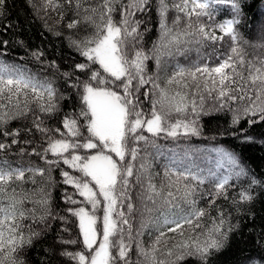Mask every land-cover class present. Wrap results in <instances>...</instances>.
Instances as JSON below:
<instances>
[{
	"label": "snow or ice",
	"instance_id": "snow-or-ice-1",
	"mask_svg": "<svg viewBox=\"0 0 264 264\" xmlns=\"http://www.w3.org/2000/svg\"><path fill=\"white\" fill-rule=\"evenodd\" d=\"M5 3L6 0H0V15ZM65 5L76 17L67 23L68 29L81 24L93 29L83 40L71 41L85 58L74 68L87 76L83 81L76 77L71 85L78 89L81 105L78 112L59 113L56 101L65 97H58L52 81L37 79L22 66L0 61V135L12 138L10 144L0 142V151L17 145L22 132L27 135L35 131L47 139L41 151L36 147L31 153L26 148L19 150L21 157L28 154L44 159L46 168L31 161L13 164L0 159V200H8L0 203V264H24L18 254L23 247L31 246L40 233L30 230L25 235L22 221L30 217L42 222L51 216L47 188L53 168H59L61 163L78 173L60 171L62 184L72 185L82 198L78 202L66 192L65 200L70 205H87L67 209L78 221L82 239L61 243H80L82 250H65L61 256L76 264H185L189 260L193 264H208L209 257L225 246L228 233L237 226L231 224L230 214L220 211L211 217L207 208L198 207L197 190L208 181L212 189L208 195L228 199L229 189L234 187L230 181L247 176L248 172L234 152L223 149L219 151L233 167H239L238 171L205 174L202 169L169 156L162 166L161 183L157 184L155 177L160 173L153 171V164L165 155L157 143L162 134L173 139L178 138L181 130L184 135H199L197 120L188 119L189 113H195L198 119L201 113L219 111L239 102L241 106L229 107L233 125L239 124L243 117H250L247 121L250 125L258 122L257 117L264 122V55L246 59L247 54L238 42L241 38L234 26L239 23L236 16L241 14V0H99L95 5L90 0H63V3L43 0L42 7L47 12L49 8L56 11ZM219 5L229 7L235 15L213 25L203 23L202 18L215 19ZM150 9L158 15L159 28L151 56L140 47L144 32L139 29L144 20L137 18L138 13L150 16ZM172 12L175 15L170 18ZM65 15L60 12L61 19ZM212 28L219 29L221 35ZM219 41H224L227 51L213 47L217 62L209 66L207 60L212 55H201V49L208 47L209 42L215 45ZM193 50L197 57L191 60L188 53ZM181 55L186 63L175 62L165 86L157 82L158 74H147L148 60L154 59L160 69L167 65L166 57L174 59ZM63 76L70 77L72 72ZM148 84L152 85L153 98L146 114L140 97L149 96V92H141ZM205 94L221 101L219 107L206 110ZM31 105L41 113L58 114L64 131L43 126L38 117L30 129L6 130L11 121L26 117L33 110ZM173 114L181 118L173 119ZM53 131L60 138H53L50 135ZM243 142L255 141L245 134ZM23 143L33 144L34 140ZM49 153L55 159H46ZM29 182L35 187L23 190L21 195L12 187ZM260 183L252 178L248 187L241 186L231 203H251L252 186ZM9 188L11 197L7 195ZM25 202H31L33 208L25 209ZM209 205L214 206L215 200H210ZM38 211L42 213L40 216L35 214ZM54 218L67 222L65 216ZM134 219L138 221L135 228ZM176 235L183 239L176 240ZM145 236L150 243H145ZM245 261L264 264V246L255 257L248 256Z\"/></svg>",
	"mask_w": 264,
	"mask_h": 264
},
{
	"label": "trees",
	"instance_id": "trees-1",
	"mask_svg": "<svg viewBox=\"0 0 264 264\" xmlns=\"http://www.w3.org/2000/svg\"><path fill=\"white\" fill-rule=\"evenodd\" d=\"M90 2L95 5L99 0H90ZM170 2H179V0H170ZM61 3H63V0H61ZM32 5H35V8ZM42 5L43 0H6L3 14L0 15V61L22 66L29 75H34L37 79L52 81L54 87L58 90V97L60 95L65 97L64 99L58 98L56 101L59 113L78 112L81 107L77 96L78 89L73 88L71 85L76 81V77L83 81L87 79V76L74 68L76 63L85 62V58L80 55V52L72 45L71 41L83 40L92 34L93 29L86 24L68 29L67 23L76 17L68 11L67 5L56 11L49 8L47 12H45ZM36 9H39L38 13ZM217 9L213 21L202 18V22L206 25H213L235 15L225 5H219ZM61 11L66 13L63 19L60 17ZM149 11L151 12L150 16L146 13H138L137 18L144 20L139 29V31L144 32L140 47L151 56L150 50L154 42L158 41L159 28L156 11L154 9ZM81 15H83V12ZM173 15H175L174 12L170 13V18ZM236 19L239 23L234 27L241 38L238 42L247 54L246 59L254 55H264V0H241V14L236 16ZM180 27H183V23ZM145 28L148 29L147 32L144 31ZM211 30L215 31L217 35H221L219 29L212 28ZM225 40H228V37H225ZM4 41H7V43H3ZM213 47L218 48L221 52L227 51V45L224 41H219L215 45L209 42L208 47L201 49V55H212V58L207 60L209 66H214L217 62L215 54L212 53ZM33 53H38V58ZM188 57L194 60L197 53L193 50L188 53ZM165 59L167 65L160 69L157 68L154 59L146 62L148 65L147 74L150 76L158 74L160 79L157 82L162 87L165 86L167 76L173 71L175 62L186 63L183 55L176 56L174 59L172 57H166ZM65 72H72V76L64 77L63 73ZM145 91L149 92V96L144 97L141 95L140 99L142 102L141 107L147 114L151 109L153 98L151 94L152 85H145L141 92ZM188 91L191 97V89ZM195 98L199 103L198 97ZM21 100H23V97H21ZM220 103L221 101H216L213 97L205 94L204 107L206 110L218 108ZM238 106L241 105L236 102L221 108L219 111H211L207 114L201 113L198 119L195 113H189L187 115L188 119L197 120L199 135H184L181 130V134L176 139L167 138L163 134L157 138V143L162 146L165 153L153 164V171L160 173L155 177L157 184L161 183L162 166L166 162V157L169 156H174L183 164L202 169L205 174L209 171L217 174L238 171L239 167H233L227 158L221 154L220 149L234 152L240 165L248 172L247 176L238 179L234 177L233 181H230L234 184V187L229 189L228 199L208 195L207 193L212 190L208 181L197 190L198 207L207 208L211 217H216L220 211H223L226 215L230 214L231 224L237 226L234 231L228 233L225 246L209 257L208 264H251V262H246L245 258L248 256L255 257L261 246H264V122H260L257 117L258 122L250 125L247 123L250 117H243L239 124L233 125V113L229 110V107L236 108ZM31 107L33 110L26 117L11 121L6 130L22 127L30 129L32 128V121L38 117L44 122L43 126L53 130L59 127L61 131H64L59 123L58 114L41 113L35 105H31ZM178 118L181 117L173 114V119ZM144 134L151 135L146 132ZM245 134L253 137L255 142H243ZM50 135L53 138H60V134L55 131L51 132ZM11 139V137L0 135V142L10 144ZM28 139L34 140V143L24 144L23 142ZM18 141V144L12 145L9 150L0 151V159H6L13 164L16 161H31L39 167H47L45 160L39 159L35 155L25 154L23 157L19 155L20 148H26L28 153H31L33 147L41 151L42 147L47 144L46 137L35 131H30L27 135L22 132ZM80 154L83 155L84 152L82 151ZM46 159H55V157L49 153ZM114 159H116L115 156ZM62 170L70 171L72 175H78L75 170L69 169L67 165L62 163L59 168H53L51 172L52 181L47 188L50 192L51 216L42 222H36L30 217L22 221L25 235H28L30 230L40 233L39 236L33 238L31 246L23 247L18 254L24 264H76V261L61 256L60 253L65 250L69 252L82 250L80 243H61V240L76 239L79 242L82 239L79 235L78 221L67 212V209L78 206L87 207V205L79 203L77 205L67 203L65 200L66 192L78 202L82 198L75 192L72 185L62 184V177L60 176ZM252 178L261 181L260 184L252 186L253 201L233 205L231 203L232 198L240 191L241 186L248 187ZM37 179L40 178L37 177ZM12 187L16 188L17 195H21L23 190H30L35 186L29 182L23 185L14 184ZM132 191L135 193V189ZM7 195L9 197L13 195L11 188H9ZM213 199L215 205L210 206L209 201ZM0 203H8V200H0ZM133 203H136L135 199H133ZM23 207L32 209L33 204L25 202ZM35 214L40 216L42 213L38 211ZM98 215L100 214L98 213ZM60 216H65L67 222L54 218ZM137 223L138 221L134 219V228ZM153 234L155 235V232ZM172 235L169 233V236ZM143 239L146 244L150 243L147 236ZM175 239L180 240L183 237L176 235ZM171 242L169 241V243ZM185 264H193V261L189 260Z\"/></svg>",
	"mask_w": 264,
	"mask_h": 264
}]
</instances>
